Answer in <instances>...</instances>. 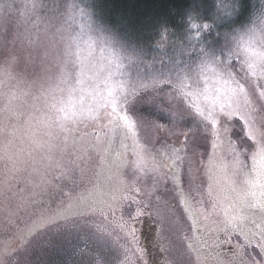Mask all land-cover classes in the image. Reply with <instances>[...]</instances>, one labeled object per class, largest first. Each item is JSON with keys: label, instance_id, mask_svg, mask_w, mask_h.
<instances>
[{"label": "snow or ice", "instance_id": "obj_1", "mask_svg": "<svg viewBox=\"0 0 264 264\" xmlns=\"http://www.w3.org/2000/svg\"><path fill=\"white\" fill-rule=\"evenodd\" d=\"M0 16L18 17L24 38L53 26L82 32L58 0H0ZM109 60L77 74L92 102L63 129L55 167L39 182L0 173L5 230L29 205H56L0 245V264H264V62L256 51L237 47L226 61L202 64L194 81L167 82L176 94L157 104L168 122L128 114L130 97L151 85L117 83L120 61ZM181 96L187 112L172 103ZM81 129L92 130L77 137Z\"/></svg>", "mask_w": 264, "mask_h": 264}, {"label": "clouds", "instance_id": "obj_2", "mask_svg": "<svg viewBox=\"0 0 264 264\" xmlns=\"http://www.w3.org/2000/svg\"><path fill=\"white\" fill-rule=\"evenodd\" d=\"M10 28L14 47L0 55V147L15 144L38 158L59 155L63 129L79 123L81 108L92 102L77 89V74L95 73L119 57L103 39L60 26L24 38L8 16H0V46ZM238 47L254 49L264 62V19Z\"/></svg>", "mask_w": 264, "mask_h": 264}, {"label": "trees", "instance_id": "obj_3", "mask_svg": "<svg viewBox=\"0 0 264 264\" xmlns=\"http://www.w3.org/2000/svg\"><path fill=\"white\" fill-rule=\"evenodd\" d=\"M223 1L86 0L84 8L81 9L83 14L80 16L79 28L85 33H87L86 29L91 30V33L96 31L111 33L112 37H108L111 43L107 42V44L114 51L113 39L115 38L114 41L118 44L120 52L117 51L121 57L119 73L115 77L117 83L120 80L123 81L128 89H138L142 85L152 83L153 85L149 87L154 89L165 82L167 84V80L172 77L178 79H175V82L184 79L194 81L202 64L206 62L215 64L232 57L229 47L211 48L212 45L214 46L213 41L210 46V41L204 42L205 48L194 47V41L199 42V37L202 39L206 37L213 22L211 18L214 21L217 18H214L215 13L218 15L219 30L231 29L219 36L220 42L235 40L238 43L242 37L254 31L259 19H264V6L256 0H231L229 3L226 0ZM91 4L95 6V10L90 8ZM237 12L239 13L238 22L231 23L232 15ZM247 15L255 17L252 19L253 26L247 27ZM259 15L263 17L259 18ZM95 26L97 29L93 28ZM167 34L170 37L167 38ZM126 36L129 39H126ZM123 38L128 40V43L123 44ZM120 42L128 48L121 47ZM131 42L133 49L130 48ZM135 52H139L140 57ZM145 55L148 56L147 62L143 60ZM153 56L156 57L154 60V64H157L156 68L148 70L147 75H138V77L135 67V65L138 66V59L140 58V64L146 62L147 67L152 63ZM186 64H190L186 69L187 72L183 68ZM123 71L124 79L120 77ZM136 98H138L137 95L130 97L127 109Z\"/></svg>", "mask_w": 264, "mask_h": 264}, {"label": "rangeland", "instance_id": "obj_4", "mask_svg": "<svg viewBox=\"0 0 264 264\" xmlns=\"http://www.w3.org/2000/svg\"><path fill=\"white\" fill-rule=\"evenodd\" d=\"M256 1L264 6V0H256ZM44 2L50 3V0H44ZM58 2L60 4V12L74 14L76 18V22L77 23L80 22V16H81L80 10L84 8L86 0H58ZM226 2L229 3L231 2V0H226ZM74 5L76 7H74ZM90 8L92 10H95V6H93L92 4L90 5ZM41 14L45 15L47 13L46 11L42 10ZM262 17H263L262 15H259V18H262ZM67 18L68 17H65V19ZM214 18H215V21L211 18V21L213 22L211 23V27L209 28V31L207 32L206 37H204L203 39L199 37V42H201L202 44H200L198 41H194L193 42L194 47L205 48L206 44L204 42L210 41V44H209L210 46L213 41L212 44H214V46L212 45L211 48H218V46H220L223 49L224 46L229 47L231 51V55L233 56V54L235 53L238 47L235 45L238 43L235 40H231V42L224 41L225 44L224 42H220L219 36H221V34L224 35L226 32H229L231 29L219 30V27H218L219 22H218L217 13H215ZM253 18L255 17L254 16L250 17L249 15H247V27L253 26V23H252ZM10 19L16 22L18 17H10ZM238 19H239V13L237 12L236 14L232 15L231 23L238 22ZM79 25L80 24L76 26L77 31H80ZM93 28L97 29L96 26ZM86 32H87L86 33L87 35L99 37L103 39L106 43L107 42L111 43V40L108 37H112V34L109 32L101 31L103 33L102 34L99 31H96L95 33H91V30H87V29H86ZM168 37H170L169 34H167V38ZM114 39H113V44L115 46V51L114 50L113 51L118 55L119 58H121L120 54H118V51L120 52V50H118V47H117L118 44L114 41ZM126 39H129V38L126 36ZM126 39L124 38L122 39L123 44L128 43V40ZM184 39H186V36H184ZM12 40H13L12 29L10 28L6 37L3 40V45L0 46V55L7 54L8 50L14 47ZM122 43L120 42L121 47L128 48V46L126 45L124 46L122 45ZM132 44L133 43L131 42L130 43L131 49H133ZM135 54L138 57H140L139 52H135ZM147 59H148V56L146 55L143 56L144 61L147 62ZM155 59L156 57L153 56V60L151 61L152 63L150 64V66L146 67V62L143 61L144 63L140 64V58H139L138 64H137L138 66L135 65L136 70H137L136 75L137 76L138 75L141 76L143 74L147 75L146 73L148 72V70H154L157 66V64H154ZM108 62H110L109 59H108ZM189 66L190 64H186L183 68H185L186 70ZM105 67H106V64L102 65L100 67V70H103ZM145 67H146V70H144ZM233 71L236 73L237 77H240L243 75V73L240 71L239 62L233 61ZM120 77H122L123 79L125 78L124 71L122 75H120ZM140 79H143V78L140 77ZM175 79H176L175 77L169 78L167 82L175 83V81L178 80V79L176 80ZM150 85H153V84L151 83ZM169 94L175 95L176 93H175L173 86L170 85L169 83L166 84V82L163 83L158 88L153 89L152 87H149L146 89L139 90L136 94L138 98H136V100L132 102L131 106H129V108L127 109L128 114L132 116L134 120H139L140 118H143L145 120L150 119V118H155V119L161 120L162 122H168L171 119L170 114L164 111V109L161 108L160 105L157 103H164L165 105H167L168 100L166 97ZM172 103L175 104L177 111L187 112L190 110L188 108V105L185 99L182 96L176 100H173ZM91 130L92 129H81L77 131L75 135L78 137L81 131H91ZM141 135L145 138H150L151 137L150 129L148 128L141 129ZM182 139L183 137H180L176 141V143L179 144L180 140ZM206 148H207V145L201 144L200 146L201 151L206 150ZM62 155L63 153H60L59 155H54L51 157L38 158V157L25 154L22 151H20L19 148L15 146V144H10L8 147H0V173L15 172L18 176L23 177L26 180L30 179L34 182H39L41 175L45 173L46 171H49L52 168H54L56 163L59 160H61ZM49 207L54 209L56 205L55 204L43 205V206L35 205V204L29 205L26 210L22 211L19 214V219L16 221L14 228H9L8 230H5L3 227H0V245H2L6 240H10V241H13V243H15L14 241L15 230L16 229H26L32 226L40 218V213L42 211L46 212ZM184 227L189 232V234H191V221L187 220L186 217L184 219ZM173 243H174V250L183 251V244L181 243V239L179 236H175L173 238ZM225 247L227 248V246Z\"/></svg>", "mask_w": 264, "mask_h": 264}]
</instances>
